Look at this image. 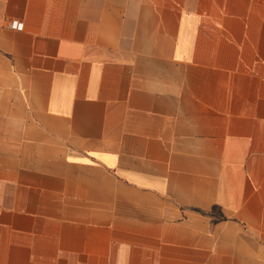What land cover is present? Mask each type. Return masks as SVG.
<instances>
[{
    "label": "crops",
    "instance_id": "1",
    "mask_svg": "<svg viewBox=\"0 0 264 264\" xmlns=\"http://www.w3.org/2000/svg\"><path fill=\"white\" fill-rule=\"evenodd\" d=\"M0 264H264V0H0Z\"/></svg>",
    "mask_w": 264,
    "mask_h": 264
},
{
    "label": "built area",
    "instance_id": "2",
    "mask_svg": "<svg viewBox=\"0 0 264 264\" xmlns=\"http://www.w3.org/2000/svg\"><path fill=\"white\" fill-rule=\"evenodd\" d=\"M11 26L14 28H17V29H23L24 24H23V22H19V21L15 20L11 23Z\"/></svg>",
    "mask_w": 264,
    "mask_h": 264
}]
</instances>
